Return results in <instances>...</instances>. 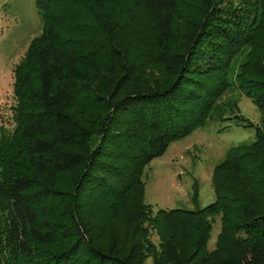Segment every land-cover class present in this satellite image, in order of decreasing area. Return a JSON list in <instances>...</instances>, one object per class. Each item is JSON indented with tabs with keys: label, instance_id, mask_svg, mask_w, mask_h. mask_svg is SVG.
I'll return each instance as SVG.
<instances>
[{
	"label": "trees",
	"instance_id": "1",
	"mask_svg": "<svg viewBox=\"0 0 264 264\" xmlns=\"http://www.w3.org/2000/svg\"><path fill=\"white\" fill-rule=\"evenodd\" d=\"M36 4L0 128V264H264V0ZM234 87L260 123L219 101ZM210 119L254 139L213 169V202L153 213L145 167Z\"/></svg>",
	"mask_w": 264,
	"mask_h": 264
},
{
	"label": "rangeland",
	"instance_id": "2",
	"mask_svg": "<svg viewBox=\"0 0 264 264\" xmlns=\"http://www.w3.org/2000/svg\"><path fill=\"white\" fill-rule=\"evenodd\" d=\"M37 0H0V128L13 127V69L23 57L30 40L43 27ZM219 101H236L239 113L260 123L261 112L251 97L235 87ZM218 101V102H219ZM228 107V104H226ZM229 112L225 116H232ZM1 134V130H0ZM254 139V129L235 125L231 120L210 119L185 137L169 144L164 153L153 158L143 171L144 201L152 212L158 209L201 208L215 200L211 176L228 148ZM221 229L220 217L213 222L208 248L214 247ZM150 239L158 245L154 229ZM157 248V247H156ZM145 264H152L148 257Z\"/></svg>",
	"mask_w": 264,
	"mask_h": 264
}]
</instances>
